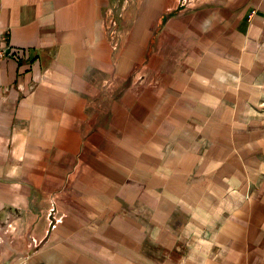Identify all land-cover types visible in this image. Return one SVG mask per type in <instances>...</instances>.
Masks as SVG:
<instances>
[{
    "label": "crops",
    "instance_id": "crops-1",
    "mask_svg": "<svg viewBox=\"0 0 264 264\" xmlns=\"http://www.w3.org/2000/svg\"><path fill=\"white\" fill-rule=\"evenodd\" d=\"M0 257L264 264V0H0Z\"/></svg>",
    "mask_w": 264,
    "mask_h": 264
},
{
    "label": "water",
    "instance_id": "water-1",
    "mask_svg": "<svg viewBox=\"0 0 264 264\" xmlns=\"http://www.w3.org/2000/svg\"><path fill=\"white\" fill-rule=\"evenodd\" d=\"M22 257V254L19 252H15L12 250V254L9 255H3V257H0V264H13L15 260Z\"/></svg>",
    "mask_w": 264,
    "mask_h": 264
},
{
    "label": "built area",
    "instance_id": "built-area-1",
    "mask_svg": "<svg viewBox=\"0 0 264 264\" xmlns=\"http://www.w3.org/2000/svg\"><path fill=\"white\" fill-rule=\"evenodd\" d=\"M191 1H202V0H181L185 4H191ZM11 53L7 49L0 50V59L3 57L10 56Z\"/></svg>",
    "mask_w": 264,
    "mask_h": 264
},
{
    "label": "rangeland",
    "instance_id": "rangeland-1",
    "mask_svg": "<svg viewBox=\"0 0 264 264\" xmlns=\"http://www.w3.org/2000/svg\"><path fill=\"white\" fill-rule=\"evenodd\" d=\"M15 261H17V260H15Z\"/></svg>",
    "mask_w": 264,
    "mask_h": 264
}]
</instances>
